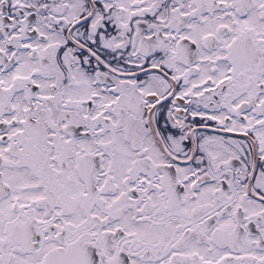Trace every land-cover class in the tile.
I'll list each match as a JSON object with an SVG mask.
<instances>
[{
	"label": "snow or ice",
	"instance_id": "snow-or-ice-1",
	"mask_svg": "<svg viewBox=\"0 0 264 264\" xmlns=\"http://www.w3.org/2000/svg\"><path fill=\"white\" fill-rule=\"evenodd\" d=\"M0 264H264V0H0Z\"/></svg>",
	"mask_w": 264,
	"mask_h": 264
}]
</instances>
